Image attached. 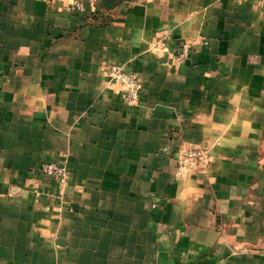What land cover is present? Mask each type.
<instances>
[{
  "label": "crops",
  "instance_id": "1",
  "mask_svg": "<svg viewBox=\"0 0 264 264\" xmlns=\"http://www.w3.org/2000/svg\"><path fill=\"white\" fill-rule=\"evenodd\" d=\"M71 1L0 0V264H264V0Z\"/></svg>",
  "mask_w": 264,
  "mask_h": 264
},
{
  "label": "built area",
  "instance_id": "2",
  "mask_svg": "<svg viewBox=\"0 0 264 264\" xmlns=\"http://www.w3.org/2000/svg\"><path fill=\"white\" fill-rule=\"evenodd\" d=\"M68 8L76 13L84 14L86 12V6L83 0H72L68 4ZM189 54V46L182 44L180 49L174 54V61L176 63H184ZM110 79L116 84L123 87L126 91L125 99L128 103H135L139 99L140 84L137 78L134 75L127 74L122 71V69L113 65L109 69ZM181 156V166L180 169H183L184 164H187L194 160L203 161L205 155L200 151H183ZM41 172L45 175L57 178L65 179L67 176L66 169L54 162H44L41 164ZM178 174H181L180 172Z\"/></svg>",
  "mask_w": 264,
  "mask_h": 264
}]
</instances>
